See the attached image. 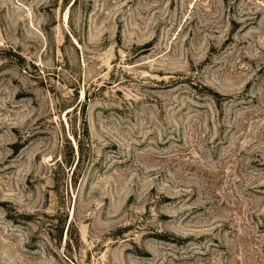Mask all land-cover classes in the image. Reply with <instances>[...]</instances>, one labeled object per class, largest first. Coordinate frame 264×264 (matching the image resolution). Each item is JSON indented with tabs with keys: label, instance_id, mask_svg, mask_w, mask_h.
I'll return each mask as SVG.
<instances>
[{
	"label": "rangeland",
	"instance_id": "obj_1",
	"mask_svg": "<svg viewBox=\"0 0 264 264\" xmlns=\"http://www.w3.org/2000/svg\"><path fill=\"white\" fill-rule=\"evenodd\" d=\"M0 264H264V0H0Z\"/></svg>",
	"mask_w": 264,
	"mask_h": 264
},
{
	"label": "trees",
	"instance_id": "obj_2",
	"mask_svg": "<svg viewBox=\"0 0 264 264\" xmlns=\"http://www.w3.org/2000/svg\"><path fill=\"white\" fill-rule=\"evenodd\" d=\"M73 136H74V137L76 136L75 133H73ZM80 145H81V143H80V141H78V143H77V147L80 148Z\"/></svg>",
	"mask_w": 264,
	"mask_h": 264
}]
</instances>
